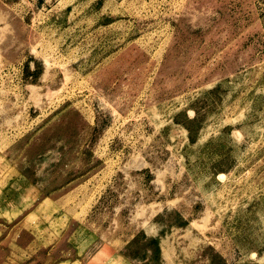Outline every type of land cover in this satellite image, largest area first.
Listing matches in <instances>:
<instances>
[{
	"label": "rangeland",
	"instance_id": "obj_1",
	"mask_svg": "<svg viewBox=\"0 0 264 264\" xmlns=\"http://www.w3.org/2000/svg\"><path fill=\"white\" fill-rule=\"evenodd\" d=\"M0 264H264V0H0Z\"/></svg>",
	"mask_w": 264,
	"mask_h": 264
}]
</instances>
